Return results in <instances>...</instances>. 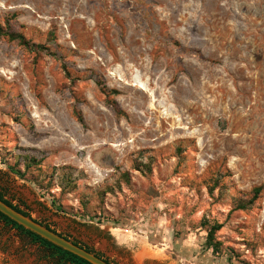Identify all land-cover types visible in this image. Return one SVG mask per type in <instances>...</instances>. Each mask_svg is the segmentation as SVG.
Returning a JSON list of instances; mask_svg holds the SVG:
<instances>
[{
    "label": "rangeland",
    "instance_id": "rangeland-1",
    "mask_svg": "<svg viewBox=\"0 0 264 264\" xmlns=\"http://www.w3.org/2000/svg\"><path fill=\"white\" fill-rule=\"evenodd\" d=\"M8 24L12 203L115 264H264V0H0ZM0 264L60 262L0 220Z\"/></svg>",
    "mask_w": 264,
    "mask_h": 264
},
{
    "label": "trees",
    "instance_id": "trees-1",
    "mask_svg": "<svg viewBox=\"0 0 264 264\" xmlns=\"http://www.w3.org/2000/svg\"><path fill=\"white\" fill-rule=\"evenodd\" d=\"M9 25V24H8ZM11 26L9 25V29H4L0 25V37L6 36L10 40L15 41L18 40L21 44H28L26 41L24 35L20 32H15L11 30ZM78 120L80 123L83 124V117L78 115ZM26 158L25 166L26 170L30 168V163L34 162L36 163V159L32 157H24ZM10 171L16 175H18L21 179H24L26 177V170L25 172H21L20 170H17L15 167H10ZM263 191V187H258L254 189L253 197L250 200H240L237 209L244 210L249 207V205H252L260 196L261 192ZM0 200H2L5 204L12 207L16 211L22 213L25 216L31 217L29 211L23 210L19 205L12 203L11 200L7 198V195L4 191V189L0 186ZM54 204V201L52 202ZM0 220L5 223L6 226H11L12 228L16 229L20 234L28 237L31 239V241L35 244H38L40 247L44 248L46 251L49 252L50 258L57 260L60 262V264H91L87 260L64 250L61 247H58L57 245L47 241L46 239L42 238L41 236L35 234L34 232L27 230L23 226L19 225L17 222L10 219L8 216L4 215L0 212ZM36 222L40 223L41 225L45 226L47 229L59 234L61 237L72 241L75 245L85 249L86 251L95 254L99 258L105 260L106 262L110 264H115L113 261L106 258L103 254L100 252L95 251L94 248L76 240L72 239L70 236L58 232L55 228H53L50 224H47L45 222L36 220ZM223 228V225L220 223H213L211 225L208 224V230H207V236L205 241V247L209 250H212V253L214 255H219L223 251V243L217 239V233Z\"/></svg>",
    "mask_w": 264,
    "mask_h": 264
},
{
    "label": "water",
    "instance_id": "water-1",
    "mask_svg": "<svg viewBox=\"0 0 264 264\" xmlns=\"http://www.w3.org/2000/svg\"><path fill=\"white\" fill-rule=\"evenodd\" d=\"M0 212L8 216L13 221L17 222L27 230H30L46 239L47 241L57 245L58 247H61L64 250L87 260L91 264H110L96 256L95 254L90 253L85 249L75 245L72 241L67 240L61 237L59 234L47 229L45 226L36 222L34 218L25 216L22 213L16 211L12 207L5 204L2 200H0Z\"/></svg>",
    "mask_w": 264,
    "mask_h": 264
},
{
    "label": "bare ground",
    "instance_id": "bare-ground-1",
    "mask_svg": "<svg viewBox=\"0 0 264 264\" xmlns=\"http://www.w3.org/2000/svg\"><path fill=\"white\" fill-rule=\"evenodd\" d=\"M115 231H116V234H118L121 238H125L124 236L125 234L121 229H116Z\"/></svg>",
    "mask_w": 264,
    "mask_h": 264
}]
</instances>
